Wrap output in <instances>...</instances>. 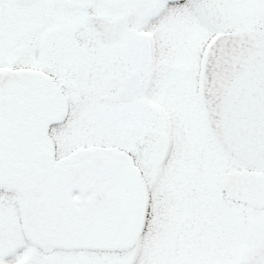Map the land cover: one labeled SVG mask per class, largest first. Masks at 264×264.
Segmentation results:
<instances>
[{"label":"snow or ice","instance_id":"obj_1","mask_svg":"<svg viewBox=\"0 0 264 264\" xmlns=\"http://www.w3.org/2000/svg\"><path fill=\"white\" fill-rule=\"evenodd\" d=\"M0 264H264V0H0Z\"/></svg>","mask_w":264,"mask_h":264}]
</instances>
